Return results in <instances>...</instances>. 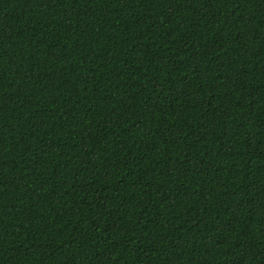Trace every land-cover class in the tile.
Returning a JSON list of instances; mask_svg holds the SVG:
<instances>
[{
	"label": "trees",
	"instance_id": "trees-1",
	"mask_svg": "<svg viewBox=\"0 0 264 264\" xmlns=\"http://www.w3.org/2000/svg\"><path fill=\"white\" fill-rule=\"evenodd\" d=\"M0 264H264V0H0Z\"/></svg>",
	"mask_w": 264,
	"mask_h": 264
}]
</instances>
